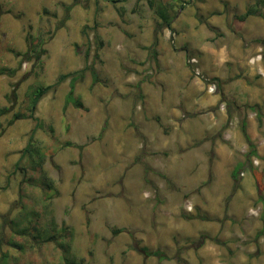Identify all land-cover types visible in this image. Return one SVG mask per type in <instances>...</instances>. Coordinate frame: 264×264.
I'll use <instances>...</instances> for the list:
<instances>
[{"label": "rangeland", "instance_id": "1", "mask_svg": "<svg viewBox=\"0 0 264 264\" xmlns=\"http://www.w3.org/2000/svg\"><path fill=\"white\" fill-rule=\"evenodd\" d=\"M86 25L97 79L64 80L34 113L49 190L33 158L15 166L36 121L14 118L84 67ZM1 71L0 264H264L260 0H0Z\"/></svg>", "mask_w": 264, "mask_h": 264}, {"label": "trees", "instance_id": "2", "mask_svg": "<svg viewBox=\"0 0 264 264\" xmlns=\"http://www.w3.org/2000/svg\"><path fill=\"white\" fill-rule=\"evenodd\" d=\"M263 4H264V0H260ZM261 14V12L259 11V9L257 7L255 8H250L246 11L245 15L242 16V17H239L241 20H243V18H245L246 16H249V15H254V14ZM160 16L164 19V22H165V25L163 26H166L167 24H170V20L167 16V13H166V6H164L163 10L160 12ZM90 30H96L95 29V26L92 28V27H89L88 25L84 26L83 28V35L86 39V42L88 43L87 44V50H86V54H85V65L84 67L78 69V70H75V71H72V72H69L67 74H63V75H60L57 80L52 83V84H47V85H43V86H39L37 87L36 89H34L32 92H31V100H30V114L29 115H26V114H22V113H16L15 114V118L14 119H18V118H25V117H29V118H33L35 121H36V125H35V128L33 129L32 133H31V138H30V141L29 143L27 144V146L23 149V153H22V156H21V159L19 160V162H17L15 164L16 168L19 166L22 165V160L25 159L26 162L28 163V165H24L23 166V169L26 170V174L29 173V170L31 169V166L33 163H31V160L33 158V160L36 162L35 163V166H36V171L39 170L41 172L40 174V179H41V182L42 184H44L49 190H52L55 188L54 186V183H53V180L50 179L47 174L45 173V171H43V169H41L42 167V161L44 159V155L42 153H40V151H35V147L32 145V142L31 140L33 139L34 137V133H35V130L38 129V128H42L43 127V123L41 121L40 118L38 117H35L34 113L36 111V108H37V104L38 102L41 100V98L49 91L51 90H55L64 80L70 78V82H71V86L74 87L75 83L78 82V81H81L84 79L86 73L89 71L92 76L94 77V80L97 79V74H96V70H95V67H94V64L93 63H90L89 62V58L91 57V50H92V47L93 45L95 44V52H96V55H95V58L98 56V49H100L102 47V42L99 38V35L98 33L95 31V35H94V41L93 43L91 42V39L89 38L90 37V33L89 31ZM157 32V30H156ZM0 73H6V74H9L8 72L6 71H1ZM10 75H13V71ZM67 102H71L73 103L74 106L76 107H80L82 106V102L78 99V98H75L74 96H71V95H68V98H67ZM1 110V108H0ZM7 111V109H5ZM2 109V111L0 113H5L6 111ZM242 131L245 133V138H246V141L247 143L249 144L250 146V149L247 153V159L252 162V158L255 156H259L258 154V150H257V146L254 144V142L250 139V137L246 134V124L245 122L242 123ZM37 153L36 154H34ZM36 157H38V160L36 161ZM33 162V161H32ZM246 167V163L244 161H238V163L235 165L233 171H232V178L234 180H238V177L240 175V172L242 171L243 168ZM252 172L253 173H256V171L254 169H252ZM260 175H256L255 179H256V182H257V185H258V188H259V201L263 204L264 206V196L263 194L261 193L260 190L262 186V182L261 180L259 179ZM33 176H29V180L32 181L33 180ZM39 179V178H38ZM264 208V207H263ZM12 223V221H10ZM35 230L37 231V234H33L31 233V235H34L36 238H42V240L44 242H48V241H57L59 240V236H61L60 234H56L54 233V235H43V232L40 231L38 229V227L35 226ZM29 231V228L24 226L23 228L20 229V234L21 235H24L26 233H28ZM46 236V237H45ZM63 241V239H62ZM62 247H65V243H61ZM14 245H17L19 247H21L20 244H14ZM149 255H154V256H158V257H162V253L158 250H155V251H149L148 252Z\"/></svg>", "mask_w": 264, "mask_h": 264}]
</instances>
